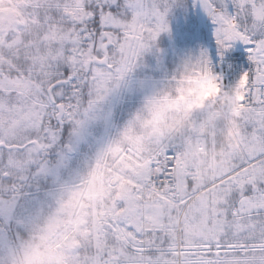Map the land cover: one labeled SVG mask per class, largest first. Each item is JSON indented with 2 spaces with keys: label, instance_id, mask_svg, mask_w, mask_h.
I'll list each match as a JSON object with an SVG mask.
<instances>
[{
  "label": "snow or ice",
  "instance_id": "1",
  "mask_svg": "<svg viewBox=\"0 0 264 264\" xmlns=\"http://www.w3.org/2000/svg\"><path fill=\"white\" fill-rule=\"evenodd\" d=\"M0 264H264V0H0Z\"/></svg>",
  "mask_w": 264,
  "mask_h": 264
},
{
  "label": "rangeland",
  "instance_id": "2",
  "mask_svg": "<svg viewBox=\"0 0 264 264\" xmlns=\"http://www.w3.org/2000/svg\"><path fill=\"white\" fill-rule=\"evenodd\" d=\"M171 27V37L164 34L159 40V47L164 52L162 63L158 66L155 56L145 57L147 67L144 72L155 79L161 78L165 71H173L187 52L198 50L200 46L207 48L209 45L206 29L199 21L196 9H190L186 13L177 10L171 18ZM212 45L215 46V42ZM236 50L244 51L243 46H237ZM137 99L130 98L127 106L134 104Z\"/></svg>",
  "mask_w": 264,
  "mask_h": 264
},
{
  "label": "clouds",
  "instance_id": "3",
  "mask_svg": "<svg viewBox=\"0 0 264 264\" xmlns=\"http://www.w3.org/2000/svg\"><path fill=\"white\" fill-rule=\"evenodd\" d=\"M188 93H191V89H188ZM212 94V90H206V91H201L197 100L194 102L193 105H190L189 108L192 107H200L206 98V96ZM186 99V96L181 94L177 97L176 101H173V103L170 105L173 109L177 107V101H184Z\"/></svg>",
  "mask_w": 264,
  "mask_h": 264
},
{
  "label": "bare ground",
  "instance_id": "4",
  "mask_svg": "<svg viewBox=\"0 0 264 264\" xmlns=\"http://www.w3.org/2000/svg\"><path fill=\"white\" fill-rule=\"evenodd\" d=\"M196 11H197L198 19H199L201 25H203L206 29L208 40L210 42H214V37L212 35L211 22L207 19V17L201 11H199L198 9H196Z\"/></svg>",
  "mask_w": 264,
  "mask_h": 264
},
{
  "label": "built area",
  "instance_id": "5",
  "mask_svg": "<svg viewBox=\"0 0 264 264\" xmlns=\"http://www.w3.org/2000/svg\"><path fill=\"white\" fill-rule=\"evenodd\" d=\"M210 53L214 54L215 53V49L214 50H210ZM232 55L235 56V57H238L240 59H244L245 58V53H242V52L233 51Z\"/></svg>",
  "mask_w": 264,
  "mask_h": 264
}]
</instances>
